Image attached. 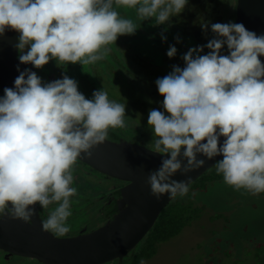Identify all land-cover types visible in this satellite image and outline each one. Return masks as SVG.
I'll use <instances>...</instances> for the list:
<instances>
[{"label":"clouds","instance_id":"1","mask_svg":"<svg viewBox=\"0 0 264 264\" xmlns=\"http://www.w3.org/2000/svg\"><path fill=\"white\" fill-rule=\"evenodd\" d=\"M188 0H0V37L19 33V75L0 95V218L6 215L30 224L32 206L47 209L42 229L56 236L69 231L71 200L77 193L73 165L81 154L105 142L109 128H124L125 104L109 100L104 90L87 99L76 80L43 82L35 71L50 60L95 64L104 59L118 36L138 27L117 9H134L139 20L154 26L180 14ZM213 38L189 48L184 66L173 65L155 85L162 110L151 109L147 124L153 132L160 166L146 183L157 200L184 197L187 181L173 179L201 168L204 159L222 156L217 175L234 190L252 196L264 193V34L242 23L201 24ZM161 39L166 37L161 34ZM179 43V37L175 38ZM225 47L227 54H224ZM27 48V51L25 49ZM207 48L206 54H201ZM169 46L167 56L176 55ZM221 138H223L221 140ZM186 160V163H182ZM141 264H144L141 261Z\"/></svg>","mask_w":264,"mask_h":264},{"label":"water","instance_id":"2","mask_svg":"<svg viewBox=\"0 0 264 264\" xmlns=\"http://www.w3.org/2000/svg\"><path fill=\"white\" fill-rule=\"evenodd\" d=\"M234 16L235 23H242L257 35L264 34V0H236ZM18 35L15 31H8L0 37L2 90L13 87L19 75L16 70L19 64L17 50L13 47ZM258 58L264 63V57ZM25 68L35 71L31 64H20L21 70ZM91 152V156L81 154L78 159L98 172L128 182L121 190L116 217L85 236L58 238L44 231L35 221L28 224L19 218L5 216L0 219V250L44 264H106L125 257L145 238L162 210L172 201L168 194L157 200L150 194V186L146 183L149 173L155 171L165 157L152 149L107 139ZM197 159L205 160L201 168L186 174L178 171L173 179L187 181L191 178L192 185L222 156L208 159L198 154Z\"/></svg>","mask_w":264,"mask_h":264},{"label":"rangeland","instance_id":"3","mask_svg":"<svg viewBox=\"0 0 264 264\" xmlns=\"http://www.w3.org/2000/svg\"><path fill=\"white\" fill-rule=\"evenodd\" d=\"M124 11L120 10V14H124L123 17L126 15ZM235 11L236 0H232L229 6L231 17L228 15L231 22H234ZM126 12L128 13V11ZM219 12L220 14H224L226 10L225 8H221ZM131 16L128 15V19H131ZM204 20L209 25L213 23L212 15H207ZM119 37L115 43L108 46L110 48L108 55L95 64L81 66L79 63H60L66 68V75L77 81L78 91L85 98L91 99L94 90L102 89L101 85L94 79V72H100L101 77H103L101 80L105 83L108 77L110 81L112 80L105 66L102 65V61L111 62V54L116 53L115 50L120 49V46L122 50L127 47L121 44L123 37ZM118 40L121 41L117 43ZM202 44L204 45V43ZM130 51L134 52L136 50L132 48ZM145 54H148V52ZM224 54H227V50ZM149 56L157 60H160L162 57L161 54L157 56L154 53L149 54ZM181 62L182 58L180 57L177 59L176 65ZM168 63L164 64L166 70L170 72L172 68H169ZM57 67L58 64L54 59L43 66L41 73L43 82H51L49 79L52 81L62 79V75L58 73ZM81 67H83V71ZM115 67L117 66L115 65ZM153 67L157 66L153 65ZM52 73L56 76L54 77ZM129 73L124 70L120 74L125 79L130 80L133 85L134 83L132 82V77H129ZM148 93L152 94L153 92L149 91ZM153 98L157 99L156 97ZM149 104H153L152 99L149 101ZM126 106L128 108L132 107V105L129 106L128 104ZM142 111H144V106L138 110V112ZM144 121L145 117H143L142 123ZM124 122V128L112 129L122 136L124 140L139 138L142 129L137 127L135 122L130 121L127 117H124ZM150 130V126H146L145 131H143L147 135H150ZM73 167L74 179L81 178V182L84 183V185H81V188L86 187L87 196L88 193L91 195L93 191L98 192L100 195L111 188V183L103 179L100 180L93 173L85 172L80 165H74ZM75 171L81 175L79 176ZM86 181L90 184V187H87ZM192 185L189 186L187 195L175 199L192 204L193 208L190 213L192 221L176 237L161 243L152 258L143 260L144 264H255L256 247L264 245V193L252 196L244 190H234L232 187L226 185L223 180L209 183L208 188L203 191L200 189L195 190ZM96 193L93 197H95ZM92 205L95 207L94 203ZM94 223L96 222L94 221L92 224ZM139 247L138 245L135 251ZM132 257L133 255L125 257L121 264H130ZM0 264L39 263L28 261L26 258H15L8 253L0 251Z\"/></svg>","mask_w":264,"mask_h":264},{"label":"trees","instance_id":"4","mask_svg":"<svg viewBox=\"0 0 264 264\" xmlns=\"http://www.w3.org/2000/svg\"><path fill=\"white\" fill-rule=\"evenodd\" d=\"M231 2L232 0H188V4L180 14L170 17L169 22L159 26H154L153 18L143 21L139 20L134 9H117L119 12L120 10H125V18H128V15H132L131 20L138 29L132 35H121L123 37L121 44L127 47L122 50L120 46V49L115 50L116 53L111 54V62L102 61V65L105 66L112 80L110 81L108 77L106 83L103 82L100 72H94L93 76L97 83L101 85L102 90L107 92L109 100L125 105L128 104L129 106L132 105L129 108L125 107V117H128L130 121L135 122L137 127L142 129V133L139 134L140 137L136 138L140 139L141 142L137 143L149 148L154 147L155 138L153 137L152 129L150 130V135H147L144 131L146 126H149L147 124L149 111L151 109L162 110L159 102L163 100V97L157 91L155 80L169 73L164 63L169 62L168 66L172 68L173 65H176L177 59L182 57L189 48L203 45L202 43L206 44L208 40L213 38L210 27L205 32L201 24L205 23L204 18L207 15H212L213 23L229 22L228 15L231 17L229 12ZM221 8H225L226 12L224 14H220L219 10ZM121 15L124 16L123 13ZM161 34L166 39L162 40ZM176 37H179V43L175 39ZM119 38L118 36L117 39ZM120 41L118 40L117 43ZM170 45L175 46L177 49L176 55L172 58H169L166 54ZM132 48L136 51L131 52ZM208 51L205 48L201 54H206ZM146 52L148 54H145ZM151 53L157 54V56L161 54L162 57L157 60L149 56ZM79 65L81 64L79 63ZM153 65L157 67L154 68ZM176 66L182 68L184 66L183 60ZM81 69L83 71V67ZM124 70L130 72L129 77H132L133 85L130 80L125 79L120 74ZM149 91L153 93L150 94L148 93ZM151 99L153 100L152 105L149 104ZM143 106L144 111L138 112L140 107ZM143 117H145V121L142 123ZM221 180L223 178L221 175H217L214 165L206 170L193 183L192 187L195 190L200 189L203 191L208 188L209 183ZM192 208V204L189 202L172 200L162 210L154 227L133 254L130 264H140L141 261L152 258L161 243L176 237L192 221V215L190 214ZM255 253V264H264V245L257 246Z\"/></svg>","mask_w":264,"mask_h":264},{"label":"flooded vegetation","instance_id":"5","mask_svg":"<svg viewBox=\"0 0 264 264\" xmlns=\"http://www.w3.org/2000/svg\"><path fill=\"white\" fill-rule=\"evenodd\" d=\"M32 67L35 69V72L37 73V75L40 76L41 78H43L42 74H41L43 67L40 69H37L34 66H32ZM57 71H58V73H60L62 75V77H63V75H66V73H65L66 68H64L63 64L58 65ZM52 74H54V73H52ZM55 76L56 75L54 74V77ZM49 80L52 81L51 79H49ZM0 95H3V90L1 88H0ZM106 139L110 140V141H114V142L115 141H121V142L123 141L124 143L148 148L146 146L141 145L140 143H137V142H141L140 139H136V140H130V139L126 140L125 139L124 140L123 137L120 136L112 128L108 129V135H107ZM148 149H152L154 151V147L148 148ZM74 165H80L84 169L85 172H90L91 174L93 173L94 176H96L100 180L103 179L106 182L111 183L112 186L103 194L99 195L98 192L96 193L95 191H93V193L91 195H89V193H88V196H87L86 195V192H87L86 187L81 188V185H84V183L81 182V178L80 179L79 178L74 179L73 186L76 187L77 193L73 197H70L71 209H73V210H71L72 214L67 220V225L69 226V231L64 236H56L53 233L48 232V233H50L53 236L58 237V238H73V237H78V236H85L87 234L93 233L94 231H96L100 227L104 226L109 221L113 220L114 217H116V215L119 213V210L117 209V204L121 198V190L128 184L127 181L115 179V178H113L107 174L96 171L95 169H93L92 167L83 163L79 159H77V161ZM75 172H77V171H75ZM78 174H79V176L81 175L80 173H78ZM86 183H87V181H86ZM87 187H90L89 183H87ZM95 193H96V195H95V197H93ZM94 198H95V200H93ZM93 203L95 204V207H93V205H92ZM32 207L34 208V215L31 217V220H32L31 223H33L35 221V222H37V224L42 225V221L48 218L49 213L52 210H54L55 207H57V204H55V203L50 204L47 209L40 207L38 204L34 205ZM94 221L96 223L92 224ZM143 241H141L138 245H140ZM136 247L133 248L132 250L128 251V253L125 257H127L129 255H133L135 253ZM0 251L4 252V253H8L6 251H2V250H0ZM8 254H10V253H8ZM10 255H12L15 258L16 257L26 258V259H28V261H34V262H38L39 264H44V263H41L35 259H31V258H27V257H23V256H17V255H13V254H10ZM125 257L120 258V259H115L114 261H111V262L106 263V264H114V263L115 264H121V262L124 260Z\"/></svg>","mask_w":264,"mask_h":264}]
</instances>
